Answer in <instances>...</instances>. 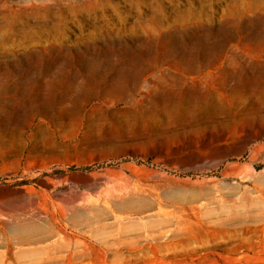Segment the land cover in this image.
<instances>
[{
	"label": "rangeland",
	"instance_id": "374dc122",
	"mask_svg": "<svg viewBox=\"0 0 264 264\" xmlns=\"http://www.w3.org/2000/svg\"><path fill=\"white\" fill-rule=\"evenodd\" d=\"M0 264H264V0H0Z\"/></svg>",
	"mask_w": 264,
	"mask_h": 264
},
{
	"label": "bare ground",
	"instance_id": "6f19581e",
	"mask_svg": "<svg viewBox=\"0 0 264 264\" xmlns=\"http://www.w3.org/2000/svg\"><path fill=\"white\" fill-rule=\"evenodd\" d=\"M4 239V238H3Z\"/></svg>",
	"mask_w": 264,
	"mask_h": 264
}]
</instances>
